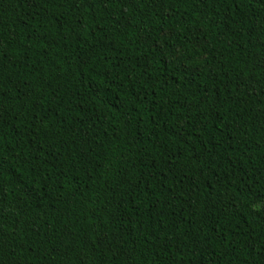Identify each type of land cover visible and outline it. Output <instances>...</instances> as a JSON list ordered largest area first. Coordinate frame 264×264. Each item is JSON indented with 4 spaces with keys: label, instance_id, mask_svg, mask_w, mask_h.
I'll list each match as a JSON object with an SVG mask.
<instances>
[{
    "label": "trees",
    "instance_id": "trees-1",
    "mask_svg": "<svg viewBox=\"0 0 264 264\" xmlns=\"http://www.w3.org/2000/svg\"><path fill=\"white\" fill-rule=\"evenodd\" d=\"M0 264H264V0H0Z\"/></svg>",
    "mask_w": 264,
    "mask_h": 264
}]
</instances>
